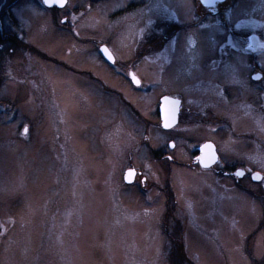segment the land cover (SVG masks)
<instances>
[{
    "label": "rangeland",
    "instance_id": "1",
    "mask_svg": "<svg viewBox=\"0 0 264 264\" xmlns=\"http://www.w3.org/2000/svg\"><path fill=\"white\" fill-rule=\"evenodd\" d=\"M141 1L68 0L71 36L52 26L35 0H23L14 9L35 45L74 69L104 78L106 89L94 90V84L78 72L59 64L56 92L49 96L53 109L42 104L45 98L36 95L40 102L35 97L41 85L37 81L43 80L39 76L49 74L53 63L35 58L25 64L8 62L2 92L19 110L28 132L17 136L15 128L8 126V135L0 137V264H172L175 245L183 254L179 264H264V182L247 174L242 179L228 178L218 175V165L203 169L186 164L168 173L172 201H176L173 210L165 211V200L156 187L147 197L133 192L130 200L124 197L116 207L114 145L127 146L125 136L133 132L136 114L149 120L148 106L166 93L205 101L210 99L209 89L227 88L233 97L237 95L241 105L227 112L231 131L244 135L260 129V139L251 140L262 149L231 137L215 138L229 164L244 161L246 168H257L264 177V118L247 112L246 100L253 96L250 84L244 85L239 64L230 73L213 63L214 48L217 57L224 34L208 28L207 17L199 30L166 36L171 24L193 21L188 17L193 0H151L146 11L130 20H113L115 13L129 11L131 4ZM238 1L231 19L248 20L235 27L247 29L248 37L258 33L264 26V0ZM192 31L196 46L188 51L186 34ZM146 36L157 44L167 37L169 53L175 49L167 62L137 66L144 84L152 87L150 94L135 91L122 74L101 61L95 47L102 39L119 56L127 57L133 52L132 41L138 43ZM235 80L243 86L235 87ZM112 90L133 104L136 113ZM193 102L190 99L188 106L193 108ZM219 103L220 95L215 101ZM45 107L53 109L51 114ZM151 122L157 146L162 133L153 117ZM190 127L185 124L181 131L186 133ZM206 127L207 136L201 133L202 137L213 136L214 126ZM137 149L146 151L143 145ZM137 157L152 181L160 184L159 165L154 160L146 163L143 153Z\"/></svg>",
    "mask_w": 264,
    "mask_h": 264
},
{
    "label": "flooded vegetation",
    "instance_id": "2",
    "mask_svg": "<svg viewBox=\"0 0 264 264\" xmlns=\"http://www.w3.org/2000/svg\"><path fill=\"white\" fill-rule=\"evenodd\" d=\"M22 1L23 0H0V137L2 135H8V126H13V128H15L13 130L17 136L26 134L25 125L22 124L19 110L15 108L14 105H11L8 98H6L5 94L2 92V89L8 81V73L6 72V69L8 68L9 61L13 63L25 64L31 62V59L35 58L37 61L44 60L48 63H53V69L52 66L48 67L49 70L52 71H48L49 74H46V72L45 75L39 74V77L43 78V80L40 81L38 79L37 81V83L41 85L40 90L36 88L38 93H35V97L38 95L41 99L45 98L46 103L42 102L44 106H47L48 104L52 107L49 96L50 93L56 92L54 87L56 85V67L63 66L70 72H78L80 77H84L87 82L90 81L94 84V90L96 91L100 92V90L106 89L103 77V79H101L92 75L88 72V70L84 71L86 69L83 68L74 69L69 66L67 62L59 61L53 52L50 54L48 51L41 48L39 45L38 47L31 41V39L26 35L22 18L19 14L14 12L16 6ZM35 1L48 13L49 23L52 26L57 27L59 29L58 31L61 30L66 32L67 36L74 34L72 24L69 22L72 14L71 7L70 5L68 6V0L65 8H60L57 5L49 7L44 3V0ZM151 2V0H142L140 3H133L129 6V11L115 13L113 15V20L126 18V21H128L135 15H138V13H141L143 10L146 11L151 5ZM238 3V0H203V2L202 0H193L191 11L187 10L190 3H188L187 8H184L188 11V17L192 16L191 18L193 21L191 23H186L182 20L183 23L180 26L171 24L173 26H170L172 28L166 36L168 37L169 34L170 36H173V33H182L193 28L195 31L199 30L201 29L200 25L203 24L208 17L210 20L208 28H218L225 36V42L220 46L217 45L220 53L217 57L214 48V58L212 57L213 63L216 64L218 62L219 65H223V67L230 73H232L234 65L239 64L241 66L240 68L244 71V85L249 88L250 84L251 92L253 93V96H249L248 100H246L245 106L247 107L246 109H248L247 112L253 117L256 115L259 116V119H263L264 26L259 29L260 31L258 33H251L249 37L245 36L244 33L247 32V29H238L235 26L238 24H244L248 19H231ZM61 15L62 18L60 19ZM193 34V31L190 34H186L187 41H189V43L185 46L188 51L192 50V48L194 49L196 46ZM167 37L163 38L160 44L155 43L154 38L149 36H146L144 39L141 38V40L139 39L138 43H134L132 41V44L130 45L133 52L132 54L127 55V57L119 56L111 48V45L102 39L96 42L95 47L97 48V53L101 61L109 68H112L115 73L122 74L127 80V84H130L135 91L143 90L146 94H150L152 92V87L148 83L144 84L142 78L137 74L136 68L144 62H167L168 54L172 55L171 52L175 51V49H173L169 53L168 46L165 44ZM253 38H255L253 40L254 42H252ZM101 40L102 42H100ZM157 40L159 41V39ZM245 40H248L249 43L245 42ZM103 47H107L109 49V52L114 58V63L108 61L104 54L100 52V49ZM25 67L28 66L26 65ZM48 68L46 67V69ZM130 74H134L137 79L140 80L139 86L132 82ZM256 77H259V79H256ZM67 81L69 82V80H66L65 86L68 84ZM70 81L72 82L71 79ZM235 85L234 86L237 88L243 86L240 81H236ZM114 93L120 98L123 97L119 91L117 92L114 90L113 94ZM207 93L210 97L208 101L190 98L194 101L193 108L188 106V101L190 99H185L182 95L177 93H166L160 97L157 104H154L151 107L148 106L149 108L147 109L148 112H146V115L152 113V115L149 114V120H144L140 114H136L137 119L135 120H137L136 122L138 123L139 128L136 127L137 123H134L132 134H130L129 131V133L125 136L129 139L127 146H123L122 148L120 143L116 146L114 145V161H116L115 167L118 168L116 171L118 172V175H116L117 190L114 192L115 204L116 207L118 206L117 209L120 208V203L123 202L124 197L129 198L130 200L133 192L147 197L150 194L149 191L156 187V189L159 190V196L163 197L165 200V211L167 212L169 209L173 210L176 201H172L171 193L174 191L172 189L173 184L170 182L168 173L172 172L173 174L172 170L174 168L183 167L186 164L197 165L198 167L205 169L197 162L198 157L204 156V151L203 153L201 152V148H204V145L211 144L214 146L219 163L212 166L216 167L218 165L217 172L218 175L222 177H235L234 172L239 170L244 171V176L249 175L250 177L260 172L257 168L252 166L246 168L247 165L244 161L232 162L234 165L229 164V162L224 158L225 154L222 152L221 147L215 138L231 137L236 141L247 142L254 147L262 149L261 145L252 142L251 140H254L255 138L258 141L260 139L258 134L260 129L256 128L254 130H250L253 134L246 133L244 135H238L234 133V131H231L232 122L230 121L231 119L227 112L229 109L234 108L233 105H241L239 103V97L237 95L233 97L232 93L227 88L209 89ZM218 95L221 97V103L216 105L215 101ZM37 100L41 102L38 98ZM174 101H179V103H174ZM123 102L128 106L129 110L135 112L133 104L125 100ZM53 103L55 104L56 101H53ZM52 108L54 109V107ZM53 109L45 107V110H48L50 114ZM175 113L176 123H168L170 115ZM151 117H153V120L155 121L154 125L157 127L156 129H159L162 133V141L157 146L155 145L154 138L151 135V130L153 128ZM166 122L169 124V127L167 128L164 127ZM185 124L187 126H191L186 133L181 131ZM207 125L214 126L211 131L213 136L202 137L201 133H203V135L208 133V129L206 127ZM224 128H228L229 131L227 129L224 131ZM120 130H122V127H120ZM54 131L57 133L56 122L54 123ZM139 132L141 134L140 137L138 136ZM142 145L146 148L145 152H142L141 150L138 151L137 149ZM137 151L143 153L146 163L148 160H154L159 165V176L162 177V181L160 178V184L159 182H153L151 177L148 175V168L146 169V167L144 168L138 163ZM207 152L208 154L211 153L210 151ZM140 158H142V156H140ZM129 171H133L134 176L128 177ZM129 180H131V183H129Z\"/></svg>",
    "mask_w": 264,
    "mask_h": 264
},
{
    "label": "snow or ice",
    "instance_id": "3",
    "mask_svg": "<svg viewBox=\"0 0 264 264\" xmlns=\"http://www.w3.org/2000/svg\"><path fill=\"white\" fill-rule=\"evenodd\" d=\"M66 2L67 0H44V3L46 5H48L49 7L53 6V5H57L59 6L60 8H65L66 7ZM203 2V0H202ZM100 52H102L104 54V56L107 58L108 61H111V62H115L114 61V58L112 56V54L109 52V49L107 47H103L100 49ZM131 75V80L134 84H136L137 86L140 85V80L137 79V77L134 75V74H130ZM256 79H259V77H256ZM174 103H179V101H174ZM164 127L167 128L169 127V124L166 122L164 124ZM28 132V129L26 128L25 129V133L27 134ZM174 146V145H173ZM204 148H209L211 149L212 148V145H204ZM204 148H201V152L203 153L204 151ZM197 162L202 166L204 167L205 169H208L210 168L212 165L214 164H218L219 163V160L218 158L216 157L215 153L212 152L207 159L203 158V157H198L197 158ZM245 173L243 170H239V171H235L234 172V176L237 178V179H242L244 177ZM134 176V172L133 171H129L128 172V177H132ZM251 180L253 181H258V182H264V177H261L259 173H256L254 175H252L250 177ZM129 183H131V180H129Z\"/></svg>",
    "mask_w": 264,
    "mask_h": 264
},
{
    "label": "water",
    "instance_id": "4",
    "mask_svg": "<svg viewBox=\"0 0 264 264\" xmlns=\"http://www.w3.org/2000/svg\"><path fill=\"white\" fill-rule=\"evenodd\" d=\"M47 6H48V5H47ZM254 39H255V38L252 39V42H254V41H253ZM168 123H170V124H175V123H176V113L173 114V115H170V120L168 121ZM208 145H211V144H208ZM207 151H210L211 153H212V152L215 153V148H214V146L212 145V148H211V149H209V148H204V156H202V157L205 158V159H207L208 156L211 154V153L208 154ZM215 155H216V157H217V154H216V153H215ZM259 174H260V173H259ZM260 176L263 177L261 174H260Z\"/></svg>",
    "mask_w": 264,
    "mask_h": 264
},
{
    "label": "trees",
    "instance_id": "5",
    "mask_svg": "<svg viewBox=\"0 0 264 264\" xmlns=\"http://www.w3.org/2000/svg\"><path fill=\"white\" fill-rule=\"evenodd\" d=\"M175 245V244H174ZM178 247L175 245V250H173V257H174V260L172 259V264H179L178 263V260L180 259V261L182 260V252H179L178 251ZM175 255V256H174Z\"/></svg>",
    "mask_w": 264,
    "mask_h": 264
}]
</instances>
